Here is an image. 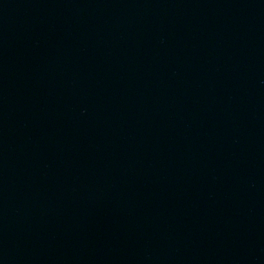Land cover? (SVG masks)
<instances>
[{
    "label": "water",
    "instance_id": "obj_1",
    "mask_svg": "<svg viewBox=\"0 0 264 264\" xmlns=\"http://www.w3.org/2000/svg\"><path fill=\"white\" fill-rule=\"evenodd\" d=\"M0 264H264V0H0Z\"/></svg>",
    "mask_w": 264,
    "mask_h": 264
}]
</instances>
